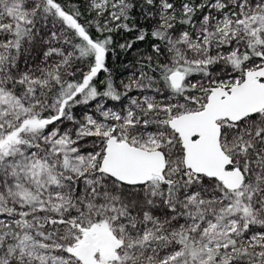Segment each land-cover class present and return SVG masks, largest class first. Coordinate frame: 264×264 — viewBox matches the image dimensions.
<instances>
[{
    "label": "snow or ice",
    "instance_id": "6c2138e0",
    "mask_svg": "<svg viewBox=\"0 0 264 264\" xmlns=\"http://www.w3.org/2000/svg\"><path fill=\"white\" fill-rule=\"evenodd\" d=\"M0 264H264V0H0Z\"/></svg>",
    "mask_w": 264,
    "mask_h": 264
},
{
    "label": "trees",
    "instance_id": "16d2710c",
    "mask_svg": "<svg viewBox=\"0 0 264 264\" xmlns=\"http://www.w3.org/2000/svg\"><path fill=\"white\" fill-rule=\"evenodd\" d=\"M123 73H124V69H123V67L121 66L120 69H119V73H118V75L123 74Z\"/></svg>",
    "mask_w": 264,
    "mask_h": 264
}]
</instances>
